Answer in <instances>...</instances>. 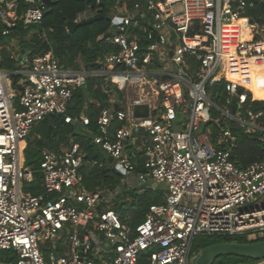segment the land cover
<instances>
[{"label": "built area", "instance_id": "built-area-1", "mask_svg": "<svg viewBox=\"0 0 264 264\" xmlns=\"http://www.w3.org/2000/svg\"><path fill=\"white\" fill-rule=\"evenodd\" d=\"M22 1L28 7L20 16L16 0L0 1L2 35L18 22H41V0ZM105 1L94 0L95 9L89 4L73 22L99 14ZM112 1L110 27L96 39L107 50L95 68H65L51 52L27 58V70L14 72L23 77L19 95L10 73L0 71V254L13 256H0V264H191L197 237L264 239V155L239 168L231 159L236 136L227 124L264 134L256 126L260 113L247 108L244 116H233L227 110L234 99L238 111L246 103L239 88L251 93L248 63L264 71V24L246 14L264 0ZM239 23L253 28L250 39L236 41ZM90 78L103 79L104 93L108 83L122 92L120 106L112 97V106L100 111L97 134L88 129L84 110L68 113L73 92ZM219 82L225 83L224 109L207 92ZM135 106H147V117H134ZM212 109L218 118L210 119ZM49 115L81 127L112 158L121 185L127 184L125 175L140 186L164 184L162 203L150 205L132 229L111 207L105 189H78L83 170L97 161L86 159L72 138L58 150H42L36 169L24 166L20 143ZM207 121L219 129H204ZM113 122L119 126L112 128ZM257 138L264 143V135ZM37 175L41 192L34 194ZM68 228L70 258L58 246Z\"/></svg>", "mask_w": 264, "mask_h": 264}, {"label": "trees", "instance_id": "trees-1", "mask_svg": "<svg viewBox=\"0 0 264 264\" xmlns=\"http://www.w3.org/2000/svg\"><path fill=\"white\" fill-rule=\"evenodd\" d=\"M16 2V14L20 16L25 12L28 5L22 0H16ZM89 4H92L95 9L94 0H52L49 12H44L39 24L25 27L22 22H18L16 27L6 36L1 33L2 25L0 23V71L10 73L12 87L18 95L20 94L18 82L23 77L22 75L14 74V72L20 71L23 66L20 65L14 54L21 51L24 53L29 52V59L36 55L51 52L65 68L96 67L95 61L107 50L104 47H100L96 43V39L110 27L109 14L112 10L113 1L107 0L97 7L98 13L103 16V19L94 21L89 25L77 27L73 32L66 25L67 22H73L77 14L85 10ZM246 14H248L250 22L257 25L264 24V11L259 5H254L252 9L246 11ZM241 39L242 37H237L236 41ZM231 75L239 78L238 74L231 73ZM224 84V82H219L211 89L213 95L211 100L222 109L225 108L226 99ZM102 86H104L102 78H90L84 88L76 89L73 92L71 106L68 109V113L71 115H77L84 110L89 119L88 129L93 134H97V117L100 111L112 106L109 102L110 98L113 97L117 105L120 106L122 104V92L120 89L108 83L105 89L107 92L104 93ZM247 87L251 93L246 89H238V93L246 94V103L242 109L240 111L237 110V102L234 99L228 105L227 110L233 116L237 112L244 116L247 108L254 114L260 113L261 115L256 120V126L264 129V87L252 74L251 81ZM219 115L214 109L210 110V119H216ZM227 124L236 136L231 159L236 162L238 167L243 169L254 162L262 160L264 143L259 141L257 137L258 134L261 136L264 134L259 132L246 133L238 123L233 121H227ZM118 126L119 123H112V128ZM205 128H212L213 131H216L219 126L207 121L204 125ZM71 138L82 144L86 159L97 161L95 167L83 170L82 185L89 191L102 188L108 193H113L123 176L115 169L112 163H109L104 153L91 144V138L81 127L65 124L62 118L57 115H49L42 120L25 141L22 142L24 147V166L36 169L43 149L58 150L61 146L67 145L68 140ZM137 171H140V169H137ZM36 179L37 182L31 187V191L34 193L39 192L38 181L40 177L37 175ZM131 194L129 203H114L112 208L119 211L121 220L134 229L143 222L149 206L160 204L164 199L162 192H156L153 189L145 191L142 195H137L133 192ZM100 209L101 207L98 208V210ZM261 240L264 239H257L256 241ZM222 242L249 243L243 236L197 237L193 241L192 253H197L201 248ZM107 257L108 255H103L105 261H107ZM2 258L3 256H1ZM260 262L227 256L216 259L213 264H257Z\"/></svg>", "mask_w": 264, "mask_h": 264}, {"label": "water", "instance_id": "water-1", "mask_svg": "<svg viewBox=\"0 0 264 264\" xmlns=\"http://www.w3.org/2000/svg\"><path fill=\"white\" fill-rule=\"evenodd\" d=\"M42 4L46 7V12H49L52 0H41ZM259 7L264 11V3L256 1ZM103 19L101 14L94 15L88 19H83L78 23L67 22V27L73 32L77 27L89 25L94 21ZM30 53H24L23 51L17 56V61L21 66L25 65V59L29 58ZM87 67V66H86ZM24 82H27L24 80ZM115 110H120V107L114 105ZM147 106H135L133 108V116L136 118L147 117ZM63 120V119H62ZM109 162H113L112 158H109ZM148 187L147 184L141 185V188ZM237 257L242 259H248L253 261L264 260V240L239 244L236 242H222L209 245L201 248L194 256L191 264H213L214 261L220 257Z\"/></svg>", "mask_w": 264, "mask_h": 264}, {"label": "rangeland", "instance_id": "rangeland-1", "mask_svg": "<svg viewBox=\"0 0 264 264\" xmlns=\"http://www.w3.org/2000/svg\"><path fill=\"white\" fill-rule=\"evenodd\" d=\"M82 67V66H81ZM27 66H23L22 69L27 70ZM235 73V72H232ZM236 74V73H235ZM207 92L210 95V97L212 98V93L211 90L207 88ZM184 120V126H186L187 124V120ZM183 126V127H184ZM20 147H23V143H20ZM105 157H107L104 154ZM108 158V157H107ZM126 176V180H127V184L126 185H121L119 183V185L116 187V189L113 191V193H108L107 194V200L111 203V207L114 206V203H120V202H124V203H129L131 201V192L136 193L137 195H142L145 193V191L147 190H155L156 192H162V190H164V184H155V183H151L149 187H145V188H141L140 184L136 181V179L134 178L133 175H125ZM83 186L80 185L78 187V189ZM264 201V200H262ZM72 231L68 229L64 230L61 237H60V242L58 243V246L60 247V253L64 256H66L67 258L71 257V250H70V244H69V236L71 235ZM248 241V240H246ZM102 246H97L95 248L94 251V257H98L101 253V249ZM194 256L196 255V252H193ZM0 256L7 257L8 259L13 258L12 254L10 252H3L1 253ZM90 263H95V260L91 259ZM100 264V262L98 263ZM260 264V263H257Z\"/></svg>", "mask_w": 264, "mask_h": 264}, {"label": "bare ground", "instance_id": "bare-ground-1", "mask_svg": "<svg viewBox=\"0 0 264 264\" xmlns=\"http://www.w3.org/2000/svg\"><path fill=\"white\" fill-rule=\"evenodd\" d=\"M237 31H240L237 37H242L243 39H250V36L247 35L249 30L253 28L248 26L247 24L239 23L235 28ZM233 45V44H232ZM248 67L250 68V73L263 85L264 87V71H260V67H256L252 63H248ZM22 143V142H21Z\"/></svg>", "mask_w": 264, "mask_h": 264}, {"label": "crops", "instance_id": "crops-1", "mask_svg": "<svg viewBox=\"0 0 264 264\" xmlns=\"http://www.w3.org/2000/svg\"><path fill=\"white\" fill-rule=\"evenodd\" d=\"M28 39V38H27ZM19 52V51H18ZM20 54V52L19 53H17V54H14V56H15V58L17 59V56ZM24 69H21L20 71H23ZM232 73V72H231ZM237 74V73H236ZM24 147H22V149H23ZM47 149V148H46ZM44 150V149H43ZM24 158V157H23ZM105 158H107V157H105ZM108 161H109V158H108ZM109 163H111V162H109ZM35 182H37V179H36V181ZM38 183L40 184V180L38 181ZM39 192L38 193H40L41 192V188H40V186H39ZM34 193V192H33ZM38 193H34V194H38ZM100 246H102V245H100ZM47 248H50V244H46V246L44 247V252L45 251H47ZM45 254H47V252H45Z\"/></svg>", "mask_w": 264, "mask_h": 264}]
</instances>
